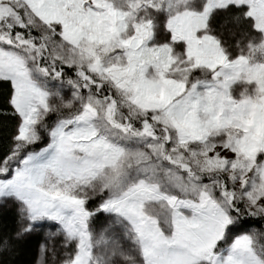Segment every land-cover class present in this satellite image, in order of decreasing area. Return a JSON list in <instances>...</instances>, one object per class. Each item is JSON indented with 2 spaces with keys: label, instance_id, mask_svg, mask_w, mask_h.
<instances>
[{
  "label": "snow or ice",
  "instance_id": "1",
  "mask_svg": "<svg viewBox=\"0 0 264 264\" xmlns=\"http://www.w3.org/2000/svg\"><path fill=\"white\" fill-rule=\"evenodd\" d=\"M0 85V264H264V0H0Z\"/></svg>",
  "mask_w": 264,
  "mask_h": 264
},
{
  "label": "trees",
  "instance_id": "2",
  "mask_svg": "<svg viewBox=\"0 0 264 264\" xmlns=\"http://www.w3.org/2000/svg\"><path fill=\"white\" fill-rule=\"evenodd\" d=\"M5 91V86L0 85V99H2V94ZM14 215V209L8 206H4L3 208H0V220L7 222L10 226L12 224ZM34 253V241L33 246L31 249L28 250V252L21 257L22 260H28L31 258L32 254Z\"/></svg>",
  "mask_w": 264,
  "mask_h": 264
}]
</instances>
